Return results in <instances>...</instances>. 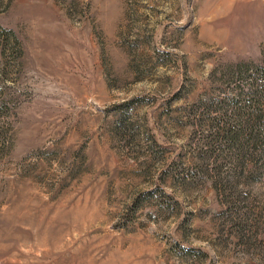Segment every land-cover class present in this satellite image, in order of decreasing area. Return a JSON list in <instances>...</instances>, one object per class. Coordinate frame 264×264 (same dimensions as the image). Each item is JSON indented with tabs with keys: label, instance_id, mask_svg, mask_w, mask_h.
I'll return each instance as SVG.
<instances>
[{
	"label": "rangeland",
	"instance_id": "rangeland-1",
	"mask_svg": "<svg viewBox=\"0 0 264 264\" xmlns=\"http://www.w3.org/2000/svg\"><path fill=\"white\" fill-rule=\"evenodd\" d=\"M0 43V264H264V0H0Z\"/></svg>",
	"mask_w": 264,
	"mask_h": 264
},
{
	"label": "trees",
	"instance_id": "trees-1",
	"mask_svg": "<svg viewBox=\"0 0 264 264\" xmlns=\"http://www.w3.org/2000/svg\"><path fill=\"white\" fill-rule=\"evenodd\" d=\"M6 50H7L6 45L0 43V53L5 54ZM228 133H231V143H234V145H236L239 140V136H240L239 133H237L236 131H229ZM250 140H251L250 145H252L253 147L261 146L260 155L261 157L264 158V142L263 141L261 142L256 135L254 137H251Z\"/></svg>",
	"mask_w": 264,
	"mask_h": 264
}]
</instances>
